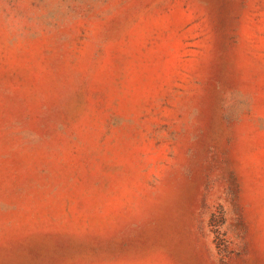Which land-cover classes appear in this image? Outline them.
I'll return each mask as SVG.
<instances>
[{"label":"rangeland","instance_id":"rangeland-1","mask_svg":"<svg viewBox=\"0 0 264 264\" xmlns=\"http://www.w3.org/2000/svg\"><path fill=\"white\" fill-rule=\"evenodd\" d=\"M0 264H264V0H0Z\"/></svg>","mask_w":264,"mask_h":264}]
</instances>
